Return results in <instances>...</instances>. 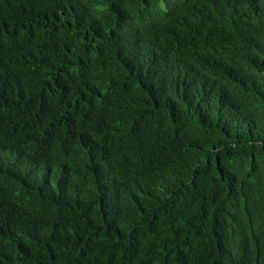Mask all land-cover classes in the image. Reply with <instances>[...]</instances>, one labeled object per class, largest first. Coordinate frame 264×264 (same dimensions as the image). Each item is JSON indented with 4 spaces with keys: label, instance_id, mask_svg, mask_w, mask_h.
<instances>
[{
    "label": "trees",
    "instance_id": "1",
    "mask_svg": "<svg viewBox=\"0 0 264 264\" xmlns=\"http://www.w3.org/2000/svg\"><path fill=\"white\" fill-rule=\"evenodd\" d=\"M0 264H264V0H0Z\"/></svg>",
    "mask_w": 264,
    "mask_h": 264
}]
</instances>
